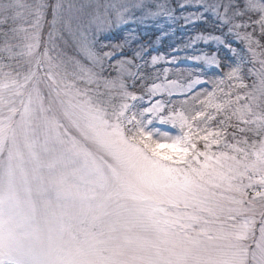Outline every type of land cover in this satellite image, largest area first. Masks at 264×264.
Here are the masks:
<instances>
[{"label":"snow or ice","instance_id":"obj_1","mask_svg":"<svg viewBox=\"0 0 264 264\" xmlns=\"http://www.w3.org/2000/svg\"><path fill=\"white\" fill-rule=\"evenodd\" d=\"M0 71L112 105L121 191L156 239L66 248L0 189V264H264V0H0ZM47 232V243H41Z\"/></svg>","mask_w":264,"mask_h":264},{"label":"rangeland","instance_id":"obj_2","mask_svg":"<svg viewBox=\"0 0 264 264\" xmlns=\"http://www.w3.org/2000/svg\"><path fill=\"white\" fill-rule=\"evenodd\" d=\"M33 87L0 71V189L11 184L37 219L54 218L64 247H83L86 222L99 223L102 212L117 214L121 208L127 216L134 213L135 202L121 191L118 163L109 149L116 117L109 100L94 91L61 85L54 102L41 105ZM103 225L100 241L89 238L87 247L92 242L105 247L104 237L117 239L118 231ZM149 230L129 231L124 250L152 243Z\"/></svg>","mask_w":264,"mask_h":264},{"label":"trees","instance_id":"obj_3","mask_svg":"<svg viewBox=\"0 0 264 264\" xmlns=\"http://www.w3.org/2000/svg\"><path fill=\"white\" fill-rule=\"evenodd\" d=\"M112 205L115 206V202H113ZM108 209H110V208H108ZM126 212H127V210H126ZM126 212L124 213L122 208L117 211V214H112L113 212L111 213V211H108L107 213L102 212V214H104L102 219L105 222V227L110 228L112 233L118 231L117 239L111 238V237H104L103 246H107L110 248H116V249H122V248L126 249L125 244H126L127 239L129 237V231H131L132 229L138 230V231H144L145 229L149 230L147 228V226L136 221L134 213L132 216H127L130 214H127ZM128 213H132V212L128 211ZM103 221H101L99 223L98 222L92 223V220H91L90 222H86L88 224L87 229L85 227H82V228H85L84 237H86V235L88 233V237L84 241L83 247H87V243L89 242L90 239L93 241H96V242L100 241V236L102 235V232L104 230L103 229V227H104ZM115 224H116V226L114 228H111ZM131 224L133 225L132 228H131ZM79 226H80V224H79ZM70 231H71V229H70ZM149 233L152 234L151 229L149 230ZM133 234H137V233L134 232ZM152 235H154V240H155L156 239L155 234L153 233ZM74 236L76 237V233ZM81 241H83L82 237H81ZM92 245H95V243L92 242ZM129 249H132V248L130 247Z\"/></svg>","mask_w":264,"mask_h":264}]
</instances>
